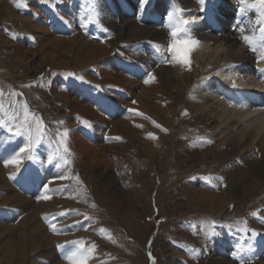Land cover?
Here are the masks:
<instances>
[{"label": "rangeland", "instance_id": "374dc122", "mask_svg": "<svg viewBox=\"0 0 264 264\" xmlns=\"http://www.w3.org/2000/svg\"><path fill=\"white\" fill-rule=\"evenodd\" d=\"M147 4L151 10L156 0ZM140 8V0H0V264H264V233L247 216L264 200V187L237 208L196 203V183L220 176V157L213 156L219 142L203 135L186 154L194 138L170 127L160 133L168 146L163 155L154 141L160 136L151 135L154 119L129 109L138 104L126 83L132 77L145 83L149 72L125 61L135 43H108L120 34L122 15L145 26ZM75 36L106 46L107 54L83 64L77 50L52 45ZM178 67L192 91L199 73L193 58ZM141 88L132 87V94ZM128 119L133 140L115 124ZM35 140L38 146L20 152ZM209 149L212 156L198 162ZM14 158L22 160L19 167H6ZM224 190L218 182L213 192L226 197Z\"/></svg>", "mask_w": 264, "mask_h": 264}, {"label": "bare ground", "instance_id": "6f19581e", "mask_svg": "<svg viewBox=\"0 0 264 264\" xmlns=\"http://www.w3.org/2000/svg\"><path fill=\"white\" fill-rule=\"evenodd\" d=\"M141 8L139 19L145 26H138L135 21L122 15L118 19L120 34L108 43L111 47L124 39L135 43V48L129 52L130 59L125 61L140 65L155 77L148 84L130 78L125 85L127 96L133 95L138 105H129V109L139 113L140 118L143 116L148 120L151 116L154 119V128L149 127L153 131L151 135L160 136L170 127L174 133L178 130L189 133L191 136L188 137L194 138V145L186 147V154L203 140V135L211 139L209 143L219 142L220 154L213 156L220 157V176L217 179L204 176L196 183L199 191H192L197 197L193 196L196 203L213 207L212 210H222L230 203L237 208L252 202L255 197L263 195L261 192L264 187V61H260V46L264 45V7L257 0H204L203 3L201 0H156L153 9L149 10L147 3ZM185 20L189 21L187 25L183 23ZM114 23L115 19L110 23L113 32ZM177 28H183L180 33L182 37L187 35L199 41V46L190 55L199 71L192 84L193 92L188 91L189 76H180V63L176 60L158 63L168 56L170 32ZM245 36L249 38L248 41L243 39ZM67 39L54 41L52 45H64L69 53L77 50V58L84 55L83 64L92 63L107 54L106 46L91 44L81 36ZM151 44L156 47L152 48ZM52 58L50 56L48 60L52 62ZM172 62L175 64L172 65ZM131 73L135 76L141 74L136 69L131 70ZM150 83H155V86ZM139 86L142 87L140 91L136 95L132 94V87L139 89ZM172 116L173 120L169 118ZM128 120H120L115 124L120 126V134L124 138L133 140L132 118ZM154 141L163 155L166 154L168 146L162 142V136ZM226 146L231 148L227 154H223L222 149ZM151 151L148 149L146 152L150 154ZM212 153L211 149L202 152L198 162L203 164L205 157H211ZM225 157L235 158L225 163ZM183 161H179L177 166L184 165ZM218 182L227 189L226 192L224 190L226 197L218 196L223 190L218 194L213 192L217 190ZM228 192L232 198L227 195ZM249 210V223L252 222L254 230L264 233V230L259 229L260 223L264 224V200L256 202Z\"/></svg>", "mask_w": 264, "mask_h": 264}, {"label": "snow or ice", "instance_id": "6c2138e0", "mask_svg": "<svg viewBox=\"0 0 264 264\" xmlns=\"http://www.w3.org/2000/svg\"><path fill=\"white\" fill-rule=\"evenodd\" d=\"M147 2H148V0H140L141 7H143V5L146 4ZM203 2H204V0H201V3H203ZM257 2L262 7H264V0H257ZM183 23H184V25H187L189 23V21L185 20ZM182 31H183V28H177V29H174L170 32L171 39H170V42L168 44V51L172 55V58L174 60H176L178 63H181L185 66H190L191 52L197 46H199V41L192 38L191 36H187V35L182 37L180 35V33ZM243 39L245 41H248L249 38L247 36H245V37H243ZM252 50L255 51L254 48ZM260 52H261L260 61H264V45L260 46ZM70 75H72V74H70ZM154 79H155V77L151 73H149L148 79H146L144 82H145V84H148L150 81H152ZM84 124L86 127H91V125L88 124L87 122H84ZM20 134L21 133H19V132L16 133V135H20ZM67 135H68V133L65 131L63 133V136L66 137ZM39 143H40V140H35L32 142V144H30L26 148H21L20 152L23 153L25 151H31L33 149V147L38 146ZM64 150L67 151V147H65ZM29 159H31V156L29 157ZM21 163H22L21 159L14 158L12 160L6 161L5 166L7 167L9 164H13V165H16L17 167H19V165ZM49 163H51V160H49ZM65 163H67V161H65ZM62 179H63V177H62ZM43 199L47 200V199H50V197L44 196ZM253 215H257V214L253 213ZM245 231H247V229H245ZM256 235H258V233L253 230L252 231V237L255 238ZM76 243H79V242H76ZM74 264H85V261L83 259L77 260L74 262ZM249 264H250V262H249Z\"/></svg>", "mask_w": 264, "mask_h": 264}]
</instances>
